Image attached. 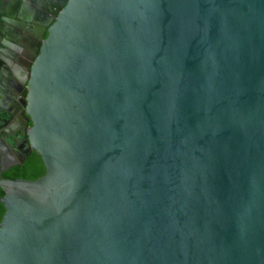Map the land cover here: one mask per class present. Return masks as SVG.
Returning a JSON list of instances; mask_svg holds the SVG:
<instances>
[{
  "label": "water",
  "instance_id": "water-1",
  "mask_svg": "<svg viewBox=\"0 0 264 264\" xmlns=\"http://www.w3.org/2000/svg\"><path fill=\"white\" fill-rule=\"evenodd\" d=\"M14 135L0 264H264V0H0Z\"/></svg>",
  "mask_w": 264,
  "mask_h": 264
},
{
  "label": "flooded vegetation",
  "instance_id": "flooded-vegetation-1",
  "mask_svg": "<svg viewBox=\"0 0 264 264\" xmlns=\"http://www.w3.org/2000/svg\"><path fill=\"white\" fill-rule=\"evenodd\" d=\"M20 31V38L24 39V35H26V30L19 29ZM28 35V34H27ZM23 60H26L24 56H22ZM16 64L24 68L22 62L18 63L15 61ZM18 66V65H17ZM23 68H19L21 73V79L25 77ZM14 143L12 146L13 148L10 150L4 151L0 153V172L1 169L10 167L8 170L0 173V179H21L23 178L21 174L27 172L32 160V155L36 154L35 152H29V145L26 139V136L20 137L14 135Z\"/></svg>",
  "mask_w": 264,
  "mask_h": 264
},
{
  "label": "trees",
  "instance_id": "trees-1",
  "mask_svg": "<svg viewBox=\"0 0 264 264\" xmlns=\"http://www.w3.org/2000/svg\"><path fill=\"white\" fill-rule=\"evenodd\" d=\"M33 159L32 163L28 169L27 172H24L23 174H21V176L24 180H36L40 177H42L45 174V168L43 166V163L41 161V158L39 156H37L36 154L32 155ZM3 196V192L0 189V198ZM4 215V208L2 203L0 202V221L2 219Z\"/></svg>",
  "mask_w": 264,
  "mask_h": 264
}]
</instances>
